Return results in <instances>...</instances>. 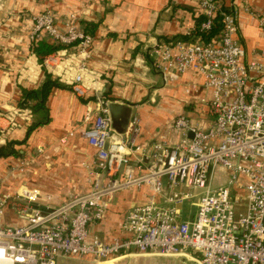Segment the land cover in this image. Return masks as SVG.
<instances>
[{"label":"built area","instance_id":"built-area-1","mask_svg":"<svg viewBox=\"0 0 264 264\" xmlns=\"http://www.w3.org/2000/svg\"><path fill=\"white\" fill-rule=\"evenodd\" d=\"M223 6L222 0H199L204 16L200 31L210 29L217 15L222 20L209 41L194 34L192 26L185 38L159 40L150 48L152 66L164 83L194 73L210 93L202 98L210 118L207 125L193 124L180 114L172 123L180 139L172 143L163 138L150 148L136 143L137 115H131L124 133L113 128L107 101L99 96L101 88L94 86L99 75L89 67L93 36L75 21L59 28L50 9L31 16L32 55L34 41L42 37L64 46L46 55L41 69L68 84L79 97L91 89L96 92L98 111L92 116V108L87 110L85 120L90 123L81 132L95 150L94 169L86 193L51 206L40 204L37 189L21 186L15 193L3 192L4 182L22 172L28 161L8 164L0 176V264H56L57 257L69 256H89L105 264L135 254L181 256L198 264H264V46L257 58L244 60L236 35L237 16ZM259 26L264 32V18ZM24 71L18 72V82L26 78ZM192 87L196 90L195 84ZM31 118L29 106L0 104L2 133ZM107 138L118 146L115 151L105 149ZM122 154L134 156L136 168L145 171L134 175L128 168L122 178H113V162ZM147 159L150 163L143 166ZM218 170L227 177L214 184ZM142 184L151 197L128 209L123 234L110 240L91 236L90 226L104 218L109 197ZM194 190H200L199 195ZM158 195L163 203L157 201ZM7 209L14 211L18 222H4Z\"/></svg>","mask_w":264,"mask_h":264},{"label":"crops","instance_id":"crops-1","mask_svg":"<svg viewBox=\"0 0 264 264\" xmlns=\"http://www.w3.org/2000/svg\"><path fill=\"white\" fill-rule=\"evenodd\" d=\"M222 2L237 16L236 35L244 49V60L257 58L264 46V32L259 26V19L264 18V0ZM46 9L54 12L59 28L75 21L82 29L87 26L91 30L93 48L89 67L100 79L94 86L101 88L99 96L107 103L117 101L127 106L118 115L123 133L131 115L139 117L140 132L136 143L150 148L163 138L177 142L181 134L172 123L180 114L193 124H208L210 118L202 98L210 93L202 87V78L188 73L171 84L164 83L149 56L150 48L157 41L183 39L189 28L196 29L199 0H0V104L20 105L22 87L36 88L44 80L37 56L30 52L28 34L32 28L31 16ZM41 39L48 41L44 37ZM23 69L26 78L18 82V72ZM94 91L91 89L87 95L79 97L70 88L54 87L45 101L46 123L34 128L26 137L29 125L38 120V114L32 111L30 121H23L6 133L0 131V145L22 141L14 144L19 150L18 156L0 157V176L6 172L8 164L20 159L28 161L22 172L4 182L3 192L15 193L21 186L37 189L40 192L38 201L44 199L40 204L47 205L90 189L95 150L81 132L90 123L85 120L87 110L92 108V116L98 111ZM117 148L113 141L109 143L111 151ZM137 163L134 156L122 154L120 161L113 162L116 171L113 178H122L128 168L134 175L144 172V168H136ZM149 163L147 159L143 166ZM226 177L224 171L218 170L213 183H223ZM167 183L164 178V193H167ZM194 192L199 195L200 190ZM46 194L53 198L45 199ZM150 197L145 184L115 191L108 199L104 218L91 224L90 235L103 240L122 235L121 227L128 209L147 202ZM197 198L195 196L192 201L196 202ZM156 199L163 203L160 195ZM175 205L178 207V203ZM187 216L188 212L183 209L182 218ZM4 222H18L12 209L6 210ZM136 255L126 262L120 261L123 258L116 259L113 264H198L195 260L182 261L170 256ZM70 257L74 258H65ZM79 258L100 264L89 256Z\"/></svg>","mask_w":264,"mask_h":264},{"label":"trees","instance_id":"trees-1","mask_svg":"<svg viewBox=\"0 0 264 264\" xmlns=\"http://www.w3.org/2000/svg\"><path fill=\"white\" fill-rule=\"evenodd\" d=\"M223 10L228 12L231 9L228 6H223ZM203 20H204V17L201 14L196 18L195 25L197 27L195 29L194 34L199 35L200 38L205 41H209L212 37H214L219 32V30L222 27L221 16L217 15L215 17L214 24L212 25L210 29L206 31H200L199 25ZM83 30L86 33H89V34L91 33V30L87 26H85ZM62 47H64L62 44L51 43L43 39H38L34 41L33 52L37 56L39 63H42L43 58L46 55H49L55 52L56 50H59ZM43 73H44V80L41 82L39 86H37L36 88L22 87L21 89L22 93H21L19 104L21 106H29L33 112H36L38 114V120L35 123L29 125V127L27 128L26 137L30 134V132L34 128L48 121V116L46 114L47 108L45 106V101L51 89L54 87L70 88L68 84L59 81L56 77H53L44 68H43ZM31 102L33 103L31 104ZM20 143H22V141L20 142L9 141L5 145H0V157L18 156L19 150L14 147V144H20Z\"/></svg>","mask_w":264,"mask_h":264},{"label":"rangeland","instance_id":"rangeland-1","mask_svg":"<svg viewBox=\"0 0 264 264\" xmlns=\"http://www.w3.org/2000/svg\"><path fill=\"white\" fill-rule=\"evenodd\" d=\"M87 191H83V192H79V193H75V194H73V195H71L72 197L73 196H75V195H80V194H84V193H86ZM47 196H49L50 198H47ZM44 197H45V199L47 198L48 200H50V199H52L53 197L51 196V195H49V194H46V195H44ZM67 199H69V197L68 198H65V199H61L58 203H54V204H52V203H46L47 205H51V206H56L57 204H59V203H61L63 200H67ZM42 200H44V199H42ZM42 200H40L41 202H43ZM39 201V202H40ZM143 255H147V254H143ZM136 256H138V255H132V256H129V257H127V258H123V259H121L120 261H124V262H126V261H130V259L132 258H135ZM161 257H166V256H161ZM170 257H175V258H179V259H181L182 261H185V258L184 257H181V256H170ZM140 260H138V262H139ZM115 261H111V262H109V263H105V264H113ZM56 264H96V263H94V262H91V261H88V260H84L83 258H79V257H70V258H65V257H57V259H56Z\"/></svg>","mask_w":264,"mask_h":264},{"label":"water","instance_id":"water-1","mask_svg":"<svg viewBox=\"0 0 264 264\" xmlns=\"http://www.w3.org/2000/svg\"><path fill=\"white\" fill-rule=\"evenodd\" d=\"M107 108H108V111H109V114L111 116V119H112V126L113 128L119 132V133H123L124 131V127H119V119H118V115L119 113L122 111V110H125L127 109V106L124 104V103H121V102H113V101H110L107 103ZM129 109H128V115H129ZM192 132H189L188 133V136L189 137H192ZM110 138H107L105 140V144H104V147L105 149H108L109 148V143H110ZM178 207H180V204H178Z\"/></svg>","mask_w":264,"mask_h":264},{"label":"bare ground","instance_id":"bare-ground-1","mask_svg":"<svg viewBox=\"0 0 264 264\" xmlns=\"http://www.w3.org/2000/svg\"><path fill=\"white\" fill-rule=\"evenodd\" d=\"M5 264H9V261H6Z\"/></svg>","mask_w":264,"mask_h":264}]
</instances>
